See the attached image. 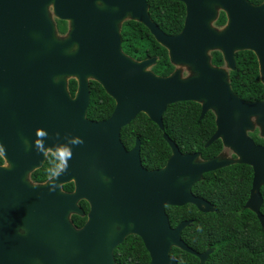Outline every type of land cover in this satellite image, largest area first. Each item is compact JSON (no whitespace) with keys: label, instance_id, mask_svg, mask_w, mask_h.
<instances>
[{"label":"water","instance_id":"1","mask_svg":"<svg viewBox=\"0 0 264 264\" xmlns=\"http://www.w3.org/2000/svg\"><path fill=\"white\" fill-rule=\"evenodd\" d=\"M176 1L187 9L178 35L165 34L150 19L146 0H133L128 16L149 27L156 41L169 51L173 64L191 68L193 76L187 80L181 78L179 70L168 78L147 71L156 59L137 63L125 57L118 27L124 16L108 8L92 4L89 13L71 14L61 6L67 0H0V98L9 105L7 113L16 121V132L20 130L14 152L21 153L10 157L3 144L0 150L12 166L15 163L25 168L24 174L12 181H17L14 187L28 186L29 174L45 161V154L37 152L36 163L25 165L23 153H29V146L43 139L45 148L54 147L68 144L73 137L82 138L83 143L68 145L72 156L57 183L70 177L77 183H118L128 170L126 182L137 184L141 178L146 186L76 187L72 195L63 194L58 187L53 200L45 205L43 201L26 219L45 235L50 236L51 228L52 244L41 257L20 256L15 258L16 264H117L114 250L129 234L143 240L150 264H178L171 255L173 248L206 264L214 250L200 254L191 249L182 238L191 221L173 228L166 208L191 204L203 213H213L214 206L196 197L192 189L204 175L236 164L253 169L252 190L244 209L255 213L264 228V146L249 136L259 128L264 138V101L249 103L237 97L229 74L214 68L210 57L212 51L220 50L229 67L235 69V52L252 51L259 59L264 83V4L254 6L247 0ZM53 3L59 18L72 21V30L65 37L58 35L50 16ZM220 10L228 15V25L221 30L214 27ZM71 78L79 84L75 99L68 89ZM90 79L100 83L117 103L113 116L97 124L86 117ZM180 102L202 104L201 119L210 111L215 113L217 131L205 148L220 140L235 159L220 155L203 160L200 154H184L165 135L172 155L165 168L148 172L141 164L139 144L131 153L126 151L120 139L124 126L145 113L164 129L165 112ZM40 132L46 136L41 137ZM0 173L12 175L5 169ZM120 195L127 204L119 200ZM82 199L90 203L91 213L87 225L77 229L71 215H83L78 207Z\"/></svg>","mask_w":264,"mask_h":264},{"label":"trees","instance_id":"2","mask_svg":"<svg viewBox=\"0 0 264 264\" xmlns=\"http://www.w3.org/2000/svg\"><path fill=\"white\" fill-rule=\"evenodd\" d=\"M258 5L264 0H248ZM153 20L170 36L178 35L184 28L185 6L174 0H150ZM218 26L226 24L223 15ZM136 24L135 31H124V43L136 44L139 59L145 57V48H150L148 56L159 57L154 72L159 76H169L174 72L168 51L161 47L147 31H140ZM61 33L65 31L61 29ZM222 57H215V64L220 65ZM241 71L232 74L235 90L250 101L264 100V86L260 82L259 65L252 52H244L239 58ZM70 89L74 95L76 81H72ZM92 101L89 118L102 120L109 117L114 109V102L105 94L96 82L91 83ZM170 106L164 115V124L169 137L184 154L201 153L204 160L218 156L223 149L221 142L209 148L206 143L213 136L216 127L214 115L208 114L199 123L200 111L197 104L191 103ZM192 107V108H190ZM143 125L134 130V134L143 140V162L148 169L164 167L172 155V150L163 138V133L145 115L139 116ZM257 145L264 146V139L258 131L251 134ZM42 172V171H41ZM41 172L36 173L39 180ZM43 176V175H42ZM253 170L246 165H235L205 175L197 184L193 193L211 200L216 208L213 213H202L193 205L170 207L167 209L171 225L176 228L183 221L192 224L182 234L183 240L198 253L214 249L207 264H264V228L255 213L244 209L252 190ZM264 199V187L261 189ZM264 215V204L261 208ZM75 224L81 227L85 219L74 217ZM172 257L178 264H197L198 258L190 253L173 248ZM119 264H150L149 253L142 241L134 238L127 241L115 251Z\"/></svg>","mask_w":264,"mask_h":264},{"label":"flooded vegetation","instance_id":"3","mask_svg":"<svg viewBox=\"0 0 264 264\" xmlns=\"http://www.w3.org/2000/svg\"><path fill=\"white\" fill-rule=\"evenodd\" d=\"M91 1H92V3L90 2V0H67L66 5L65 6L61 5V6L66 11L70 12L71 14H74V13L79 12V11L89 13L92 10L91 5L93 4L96 7H99L101 9L108 8V9L112 10L114 13H117L119 15H123L124 17L120 21V23H119L120 25L118 27H119L120 35H121V50H122V53L125 57H127V58H129L132 61L137 62V63H143L146 61H150L152 59H156V62L152 65V67L148 68L147 71L152 72L153 74H155L158 77L168 78V77H171L177 70H179L181 72V78L183 80H187V79L192 78L193 73L191 71V68H189L188 66H183L182 68L179 69V66H176L175 64H173L171 62L169 51L165 47H163L161 44H159L157 41L156 42L161 47H163L165 50L168 51L170 62L174 66V72L171 73L169 76H159L154 72L153 69H154V67L157 66L160 58L154 57V56H148V52H150V50H151L150 48H145L144 50H142L145 52V57L143 59H139L136 44L134 43V44L128 45V44L124 43L123 32L127 31V30L135 31L136 24L140 25V29H139L140 31H143V30L147 31L148 34L155 39V37L153 36V34L151 33V31L147 25H145L144 23L139 22L135 19H132L131 16H128L129 9L133 5V0H91ZM174 1H176V0H174ZM146 2H147L149 17L153 22H155L153 20V17H152L153 11H152L151 2H150V0H146ZM177 2H179V1H177ZM247 2H249V1L247 0ZM179 3L183 4L182 2H179ZM250 4L254 5V6H260V5L264 4V2L261 4H258V5H255L252 3H250ZM183 5L185 6V4H183ZM185 9H186V6H185ZM49 13H50V16H51L54 24H55L58 35L60 37L67 36L69 34V32L72 30V21L70 19L64 20V19L59 18V15L56 14V12H55V4L54 3L49 8ZM60 13L63 14L64 12H60ZM186 14H187V9H186ZM66 15H67V13H66ZM223 15L226 17V24L224 26H218L217 23ZM227 25H228V15L225 11L220 10L219 11V18L214 23V27L216 29L221 30L224 27H226ZM159 28L163 31V29L160 26H159ZM61 29L65 31V34L61 33ZM135 33H136V31L134 32L133 36H135ZM244 52H252V51H249V50H238V51H236L234 54V56H235V69H232L229 67L228 63L226 62L223 52L220 50H214L210 53L211 65L214 68L223 69L229 74V83L231 85L232 92L237 97H239L243 101L249 102V103L261 102V101H250L248 98L244 97V95H241L239 92H237L235 90V86H234L233 79H232V74L235 72H238L239 70L241 71V68L239 67V58H240V55H242V53H244ZM252 53L255 55V57L257 59V62L259 65L260 82L264 86V83L262 82V79H261L259 59L254 52H252ZM220 55L222 57V63L220 65L215 64V57L220 56ZM72 81H76V83H77V89H76V92L74 95L72 94L71 89H70V84ZM92 82L98 83L97 81L90 79V103H89V107H88L86 117L90 122L97 124V123L107 121L113 116V114L116 110V107H117V103H116V100L111 95H109L107 93V91L103 88V86L100 83H98L103 88L105 94L110 98V100H112L114 102V109H113L111 115L105 119H102V120L90 119L89 118V111L91 108V101H92V91H91V83ZM78 88H79V84H78V81L76 79L71 78L68 80V89H69V93L71 95V98L75 99L76 94L78 92ZM188 103H190L189 105H191V103H194V104H197L199 106V111H200L199 123L202 120H204V118L208 114L214 115V121H215V127H216V130L214 132V134H215L217 131V117H216L215 113L213 111H210L205 115V117L203 119H201L203 105L196 103V102H180V103H178V105H183L182 107H189V106H185ZM174 105H177V104H173L171 106H174ZM191 106L193 107V105H191ZM192 107H190V108H192ZM8 110H9L8 103H4L3 99L0 98V144H3V146L6 148L8 155L10 157L14 158L21 153L20 151H18L16 154L14 152L15 143L20 138V130L18 132H16V128H15L14 123H13L15 120L10 118V115L7 113ZM141 115H145L146 117H148L145 113H140L129 125L124 126L121 129L120 139H121V142L124 145V147L128 153H131L132 151H134L135 148L137 147V145L139 144L138 146L140 149L139 152H140V159H141L142 167L148 172L158 171V170L165 168L167 164L160 169H148L143 162V140H142V138H140L134 134L135 128L143 125V120H141L139 118V116H141ZM148 119H150V118L148 117ZM150 121L152 123H154L159 128V130L163 133L164 140L167 142V140L165 139V135L168 137H169V135L166 132L165 124H164V129H161V127L159 125H157L155 122H153L151 119H150ZM163 122H164V118H163ZM257 131L259 133L260 138L264 139L261 135L259 128H256L254 132H250L249 136L251 137V134H254ZM217 142L222 143V141H220V140ZM167 144H168V142H167ZM222 145H223V143H222ZM29 147H30L29 153L28 154L23 153V161H24V164L27 166L34 165L36 163V153L38 152V154H39V151H37L35 144H34V146H29ZM31 147H33V148L31 149ZM189 154H200L201 155V153H189ZM32 155L34 156V159H32ZM220 155L225 156L227 158H232V159L236 158V156L229 149L225 148L224 146H223L222 152L218 156H220ZM218 156H216V157H218ZM201 159H202V157H201ZM236 165H240V164H236ZM233 166H235V165H233ZM48 167H49V162H48L47 156L45 155L44 163L39 168L32 170V172L29 174L28 186L18 185L17 187H14V186H16L17 181H15V182H12V181L18 180L19 179L18 177H20V176H22V174H24L23 172L25 171V168L23 166L16 165L15 163H14V166H12V164L9 162V159L6 157L5 153L0 150V169H5V170L12 172L11 176H8L7 173H0V263L1 264H16L15 258L20 257V256L41 257V255L43 253H46L48 247L52 244V229L51 228H50V236L48 234L45 235L44 234L45 231H43L40 228H35V230H34V228L30 224H28L27 220H26L27 216H30L32 211H36V209L38 207H41V203L43 201H44V205H45L49 201H52L54 198V193L49 191V185L48 184L50 182L48 180L47 173H46V169ZM71 168H73V165H71ZM130 170H132V169H130ZM127 171L122 174L121 179L123 182H118V183H77L74 178L70 177V178H68V180H66V182L58 183L59 184V190L63 194L72 195L76 192V187H124V188L125 187H127V188L128 187H146L144 184H142L141 178H140V182L137 184H132V183L126 182L128 180V174H126ZM39 172H41V174L43 176L40 175V177H39L40 179L37 180L35 178V175H36V173H39ZM204 177H205V175H204ZM204 177H203L202 181L204 180ZM253 178H254V172H253ZM202 181H200V182H202ZM200 182H198L197 184H199ZM252 184H253V182H252ZM46 187H48V189H46ZM194 187H193V189H194ZM193 189H192V192H193ZM42 191H47V192L45 194H42ZM48 192H49V194H48ZM55 196H56V193H55ZM195 196L199 197L201 199H204L205 201H207L208 203H210L214 206V204L211 200H209L205 197H201L199 195H195ZM119 200H121L123 203L127 204V202L124 201V199L122 198L121 195L119 196ZM133 200H132V202H129V203H133ZM187 205H191V204H187ZM78 207L82 210L83 215L72 214L71 215V221L73 222L74 226L77 229H82L89 222V216L91 213V205L88 201H86V199H82L78 202ZM168 208H170V207L166 208V212H167ZM214 209L216 211L215 206H214ZM168 216H169V214H168ZM74 217H80L82 219H85V223L81 227H78L75 224ZM28 219H30V218H28ZM183 222H190V221H183ZM191 224H192V222L190 223V225ZM27 225H28V229L26 228ZM134 238H136V239L139 238L145 247L143 240L139 236H137L135 234H129L124 239L123 243L120 244L114 250V257H115V251L120 246H122L127 241H133ZM145 249H146V247H145ZM210 250L215 251V248L214 249H208L207 251H210ZM203 253H205V252H203ZM203 253H200V254H203ZM149 256H150V254H149ZM209 258H210V256H209ZM209 258L206 261V264L208 263ZM150 259H151V257H150ZM115 260H116V258H115ZM198 260H199V258H198ZM199 263H200V260L197 264H199ZM19 264H22V261ZM117 264H119V263H117Z\"/></svg>","mask_w":264,"mask_h":264},{"label":"clouds","instance_id":"4","mask_svg":"<svg viewBox=\"0 0 264 264\" xmlns=\"http://www.w3.org/2000/svg\"><path fill=\"white\" fill-rule=\"evenodd\" d=\"M41 137L46 136L45 132H40ZM83 143L80 137H73L69 140L68 144L57 145L54 147H44L43 139H38L35 142L37 151L44 153L47 156L49 167L46 169L47 177L49 180V191L55 192L59 187L57 180L59 176L68 168L69 160L72 156L71 148L68 146L79 145Z\"/></svg>","mask_w":264,"mask_h":264},{"label":"rangeland","instance_id":"5","mask_svg":"<svg viewBox=\"0 0 264 264\" xmlns=\"http://www.w3.org/2000/svg\"><path fill=\"white\" fill-rule=\"evenodd\" d=\"M182 68V67H179V69Z\"/></svg>","mask_w":264,"mask_h":264}]
</instances>
